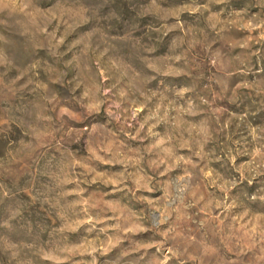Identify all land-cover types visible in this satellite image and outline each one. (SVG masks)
Instances as JSON below:
<instances>
[{
    "label": "rangeland",
    "instance_id": "rangeland-1",
    "mask_svg": "<svg viewBox=\"0 0 264 264\" xmlns=\"http://www.w3.org/2000/svg\"><path fill=\"white\" fill-rule=\"evenodd\" d=\"M0 264H264V0H0Z\"/></svg>",
    "mask_w": 264,
    "mask_h": 264
}]
</instances>
